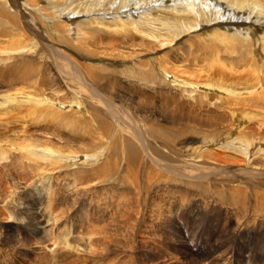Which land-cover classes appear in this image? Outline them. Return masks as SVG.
Instances as JSON below:
<instances>
[{
    "label": "bare ground",
    "instance_id": "1",
    "mask_svg": "<svg viewBox=\"0 0 264 264\" xmlns=\"http://www.w3.org/2000/svg\"><path fill=\"white\" fill-rule=\"evenodd\" d=\"M0 37V264H264V0H0Z\"/></svg>",
    "mask_w": 264,
    "mask_h": 264
},
{
    "label": "rangeland",
    "instance_id": "2",
    "mask_svg": "<svg viewBox=\"0 0 264 264\" xmlns=\"http://www.w3.org/2000/svg\"><path fill=\"white\" fill-rule=\"evenodd\" d=\"M3 40V38L2 37H0V41H2ZM4 44H2V46H3ZM0 47H1V44H0ZM249 75V74H248ZM247 74H245V73H243V72H237L235 75H231V77L230 78H234V76H235V79H237V78H241L242 79V81H244V82H246V81H248V80H250L251 79V77H249ZM244 101V102H243ZM246 100H240V102L237 104L239 107H241L242 109H243V114H247V113H249L250 111L253 113V114H250L253 118H254V122L256 123V124H258L259 125V122H264V102H262V101H253V102H245ZM243 102V103H242ZM236 105V106H237ZM235 106V107H236ZM239 107H237L236 109H239ZM12 115L14 116V118L16 119V120H19V116L17 115V113H15V112H13L12 113ZM249 115H242L238 120H242V119H244V118H246V117H248ZM236 119V118H235ZM207 120H209V119H207ZM207 130H209L208 128L207 129H204V131H207ZM218 131H223L222 129H219ZM162 169H165V171H166V168H165V165H162ZM167 172H164L163 170L160 172V175H162L163 177H158V178H156V177H152L151 175H150V177H149V186H150V190L151 191H153V193H154V190H155V183L156 182H158L160 179H163V180H167ZM163 195H167V192L165 191V192H163ZM151 196V195H150ZM103 197V196H102ZM152 197V196H151ZM79 202H81V200L79 201ZM76 207V208H75ZM77 207H78V204L76 205V206H74L73 208H74V210L72 209V213L70 212L68 215H67V217H66V220L67 219H70L71 217V215L74 213V211L77 209ZM66 220H65V222H63L62 224H66L67 222H66ZM74 220H77L76 218L74 219ZM63 221V220H62ZM68 221V220H67ZM84 228V223L82 224V228H81V231H82V229ZM78 230V229H77ZM77 230H73V232L72 233H76L77 232ZM47 238H48V236H46Z\"/></svg>",
    "mask_w": 264,
    "mask_h": 264
}]
</instances>
